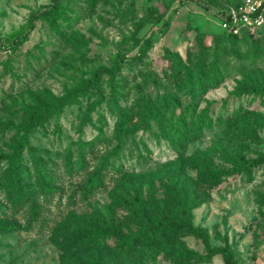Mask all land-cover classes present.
<instances>
[{
    "label": "rangeland",
    "instance_id": "1",
    "mask_svg": "<svg viewBox=\"0 0 264 264\" xmlns=\"http://www.w3.org/2000/svg\"><path fill=\"white\" fill-rule=\"evenodd\" d=\"M50 2L0 0V39ZM60 2L54 24L41 20L15 49L0 44V154L25 140L20 180L37 188L33 153L57 186L35 196L34 215L0 190V219L18 224L0 231V264H228L223 249L231 264H264V90L244 91L264 86V24L251 37L225 35L221 10L241 0ZM185 72L206 84L189 94ZM143 99L156 119L206 110L213 127L175 150L155 118L139 127ZM239 157L256 160L249 177L236 172ZM9 164L0 159V184ZM101 165V186L85 191ZM136 194L142 212L128 203Z\"/></svg>",
    "mask_w": 264,
    "mask_h": 264
},
{
    "label": "trees",
    "instance_id": "2",
    "mask_svg": "<svg viewBox=\"0 0 264 264\" xmlns=\"http://www.w3.org/2000/svg\"><path fill=\"white\" fill-rule=\"evenodd\" d=\"M226 8H223L221 10V13H224L226 11ZM220 13V14H221ZM64 15V7L62 6L60 0H51V2L39 9L32 10L24 23L17 29L5 36L3 40L0 39V44L7 43L9 46H11L13 49L21 46L26 40H28V37L32 30L36 27L37 23L41 20H46L51 24H54L57 19L61 18ZM167 22V21H166ZM164 22V23H166ZM222 29V28H221ZM255 30H243L238 34H231L226 33L223 29L222 31L225 33L226 36H230L232 38H241V37H251L254 36ZM216 72V71H215ZM214 72V73H215ZM216 78V74H214ZM184 86L187 88V92L189 94H192L195 89H201L205 84V79L203 81H197V84H194L191 80L190 74L188 72L184 73ZM99 73L97 72L95 74L94 81L95 83L98 81ZM264 90V86L261 88L259 87H246L244 88V91L246 92H256L259 90ZM66 99V97L62 98L58 104L51 110H60L63 101ZM143 109L145 110L144 117L139 122V127L141 128H149V119H156V113L157 108L154 107L149 100L143 99ZM161 107L163 109L166 108H172L174 107L172 99L169 97V100L162 99L160 103ZM49 111V113H51ZM193 112V111H192ZM39 117H44V114L41 112L37 113ZM158 122V129L160 131V136L166 139L170 147L173 149H177V144L180 143V140L183 139L184 141H188L190 137L193 135H197L202 131V127L212 128L213 127V120L208 115L206 110H202L201 113L197 118H194L192 115L188 116V112H182L178 114L174 118L173 122H168L167 120L163 121L162 119H156ZM218 123H222L224 120L222 117L217 116L215 119ZM194 129V130H193ZM193 131V134H191ZM25 140H18L16 143L13 151L11 154H0V159H9L10 161V169L7 172V175L4 178V181L2 184H0V190L4 192L5 196L9 199L12 205L15 207H23L26 204H30V211L34 215L35 214V208L32 205L35 202V196L38 194H48L52 193L56 190L57 186L54 185V175L50 170L46 167L45 161L40 157L33 153H31L34 165H35V174H36V184L37 188H35L30 183H23L20 178L19 174L22 171V165L20 161V153L22 149L25 146ZM256 160L251 159H245L243 157H239L236 165L235 170L237 173H246L249 177V174L251 172V167L255 163ZM66 170L68 172L73 171L74 169H78V167L82 164V156L80 153H78V156L74 162L69 161L68 159H65L64 161ZM76 165V168L75 166ZM104 165H101L97 170H95L92 173H89L87 176V182H86V190H92L97 189L101 186V180L98 178L103 171ZM1 181V180H0ZM209 200V196L200 197L198 199L192 200L190 204H186L184 202L180 206V211L183 213V215L188 216L190 214L191 209L199 206L200 204L206 202ZM130 206L133 208L140 210L142 212L141 206H147L144 204L141 195L136 194L133 196L132 200L128 202ZM149 222L153 224H163L164 218L162 220L147 219ZM18 224L16 222H10L5 219H0V231H6V230H17ZM143 234L138 233L131 235L127 238H125V242L128 244H131L136 239H141ZM100 236H96L94 240L87 239L83 240L86 242L91 241H100ZM187 258H189V255H184ZM223 256L225 261L228 264H231V258L229 256V253L226 249H223Z\"/></svg>",
    "mask_w": 264,
    "mask_h": 264
},
{
    "label": "built area",
    "instance_id": "3",
    "mask_svg": "<svg viewBox=\"0 0 264 264\" xmlns=\"http://www.w3.org/2000/svg\"><path fill=\"white\" fill-rule=\"evenodd\" d=\"M219 23L226 33L231 34L257 29L264 24V0H241L227 6L219 16Z\"/></svg>",
    "mask_w": 264,
    "mask_h": 264
}]
</instances>
